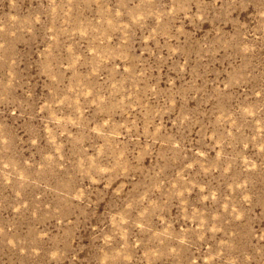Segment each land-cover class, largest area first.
Here are the masks:
<instances>
[{"label": "rangeland", "instance_id": "1", "mask_svg": "<svg viewBox=\"0 0 264 264\" xmlns=\"http://www.w3.org/2000/svg\"><path fill=\"white\" fill-rule=\"evenodd\" d=\"M0 264H264V0H0Z\"/></svg>", "mask_w": 264, "mask_h": 264}]
</instances>
